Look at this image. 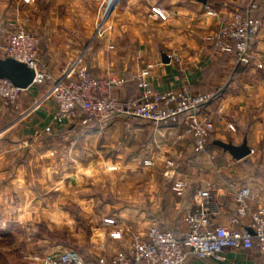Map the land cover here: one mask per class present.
Here are the masks:
<instances>
[{"label":"crops","instance_id":"0c3cea01","mask_svg":"<svg viewBox=\"0 0 264 264\" xmlns=\"http://www.w3.org/2000/svg\"><path fill=\"white\" fill-rule=\"evenodd\" d=\"M58 1H70L72 5L69 7L81 10L80 0ZM142 1H145V7L140 5ZM255 1L258 9L254 15L264 23V0ZM119 2L117 11L119 6L122 7L121 22L100 39H95L92 27L87 26L84 30L88 32L82 39L89 40L86 45L78 36L81 45H75L77 39L66 33L58 39L60 41L54 37L42 39L39 55L42 70L59 79L73 59L80 56L85 58L83 62L93 76L115 80L118 83L115 97L126 102L139 99L141 80L159 92L188 87L194 93H217L216 100L202 110V115L215 124L207 152L196 151L192 138L185 134L184 117L155 128L144 120L125 117L115 118L104 125L88 123L87 117L78 113L64 126H59L54 121L56 104L48 84H33L23 90L18 98L17 111L0 101V125L3 124L0 134L14 127L25 137L35 134L58 136L76 124H84L92 131L94 128H109L106 140L113 141L118 153L114 158L118 167L145 170L149 166L144 162L152 160L153 164L157 163V157L165 163H173L181 174L171 172L172 180L161 175L151 177L152 184L164 186V189L154 190L151 198L160 202L154 206L149 223L138 222L135 231L138 233L146 232L152 225L180 237L186 230L188 215L196 208L197 193L212 185H221L222 188L225 181L249 188L255 195L256 205L264 206V27L256 37L250 65L237 64L233 52H220L213 45L215 33L234 11L247 9L249 0H206L205 4L197 0ZM17 5V0L0 1L1 57L7 41L1 34L3 30L8 32L17 19L14 13ZM152 9L163 12L165 19L159 18L162 15L156 12L152 13ZM74 23L75 20H66V26H74ZM78 23L80 26L81 22ZM89 25H93L91 20ZM121 137L120 141L115 140ZM216 141L235 146L247 142L252 153L237 161L216 147ZM178 182L186 185L182 194L174 190ZM226 202L228 204L223 205L216 224L232 225L237 230L249 229L248 219L232 223L236 218L233 201L228 199ZM108 226L111 233L121 231L122 239L106 240L108 250L103 254L105 257L99 255L92 264H112L113 257L129 252L133 245L134 237H125L129 235L126 226ZM187 264H264V257L256 249H237L227 250L222 262L190 257Z\"/></svg>","mask_w":264,"mask_h":264},{"label":"rangeland","instance_id":"374dc122","mask_svg":"<svg viewBox=\"0 0 264 264\" xmlns=\"http://www.w3.org/2000/svg\"><path fill=\"white\" fill-rule=\"evenodd\" d=\"M249 2L257 7L255 0ZM118 3L80 0L81 10H74L70 1L17 0V19L1 35L7 40L14 30L24 27L36 34L41 44L42 39L58 40L63 33L81 41L87 26L92 27L95 39H100L121 22ZM140 5L145 7V1ZM151 12L162 15L161 19L166 17L159 10ZM66 20L76 23L66 26ZM90 20L93 25H89ZM78 39L75 45H81ZM84 59L74 58L67 70ZM47 84L52 91V83ZM108 129L92 131L76 124L58 136L25 137L15 127L0 134V264H43L45 255L58 247L76 250L92 264L99 255L105 257L106 240L122 239L121 231L111 233L108 219L113 226L129 229L126 239L139 232L135 231L140 220L149 223L154 206L160 202L152 200V194L161 188L152 184L151 177L161 175L170 181L174 178L171 172L178 175L180 169L170 167L161 157L145 170L118 167L113 141L106 140ZM146 226L144 229L152 225ZM120 254L112 258V264Z\"/></svg>","mask_w":264,"mask_h":264},{"label":"built area","instance_id":"2783aa9c","mask_svg":"<svg viewBox=\"0 0 264 264\" xmlns=\"http://www.w3.org/2000/svg\"><path fill=\"white\" fill-rule=\"evenodd\" d=\"M257 7L250 3L245 11L236 10L213 36V45L220 52H233L237 64L250 65L256 37L264 27L263 21L252 17ZM41 39L24 27H18L2 47L3 58L25 64L35 71L34 83H52L51 96L56 104L54 121L64 125L78 113L87 117L88 123L104 125L119 117L140 119L155 128L184 117L185 134L192 138L195 149L206 153L215 131L212 120L202 115V110L218 97L217 93H194L188 87L159 92L141 80V95L136 101H121L115 97L118 83L110 78L95 77L83 61L77 62L64 75L55 79L40 66ZM23 90L7 79L0 78V101L18 110V98ZM152 166V160L144 162ZM173 167V163H168ZM185 184L178 182L174 190L179 194ZM221 198H224L222 200ZM233 201L236 218L250 221L249 229L237 230L232 225H217L226 200ZM224 201V202H223ZM113 224V221H107ZM252 250L264 257V206H257L255 195L247 187L225 181L212 185L196 195V208L188 215L186 230L177 237L172 231L152 226L134 236L129 252L118 256L114 264H187L190 257L198 260H225L227 250ZM43 264H89L76 250L58 247L45 255Z\"/></svg>","mask_w":264,"mask_h":264},{"label":"water","instance_id":"95a60500","mask_svg":"<svg viewBox=\"0 0 264 264\" xmlns=\"http://www.w3.org/2000/svg\"><path fill=\"white\" fill-rule=\"evenodd\" d=\"M197 1L204 4L206 3V0ZM164 61L168 62V59L164 57ZM0 78L9 80L15 87L21 90H27L34 83L35 71L21 62L9 58H2L0 56ZM214 145L221 148L226 153H229L232 158L237 161L246 159L252 153L248 148L247 142H244L241 146H235L231 143L216 141ZM249 232L254 234L251 229H249Z\"/></svg>","mask_w":264,"mask_h":264},{"label":"trees","instance_id":"16d2710c","mask_svg":"<svg viewBox=\"0 0 264 264\" xmlns=\"http://www.w3.org/2000/svg\"><path fill=\"white\" fill-rule=\"evenodd\" d=\"M254 12H255V11H253V13H252V17L256 19L257 17L254 15Z\"/></svg>","mask_w":264,"mask_h":264}]
</instances>
